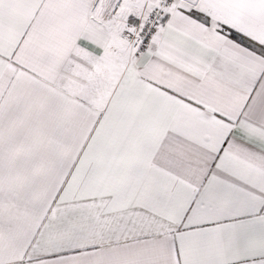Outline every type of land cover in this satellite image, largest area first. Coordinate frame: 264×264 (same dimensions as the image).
I'll return each instance as SVG.
<instances>
[{
	"label": "snow or ice",
	"instance_id": "1",
	"mask_svg": "<svg viewBox=\"0 0 264 264\" xmlns=\"http://www.w3.org/2000/svg\"><path fill=\"white\" fill-rule=\"evenodd\" d=\"M0 264H264V0H0Z\"/></svg>",
	"mask_w": 264,
	"mask_h": 264
}]
</instances>
